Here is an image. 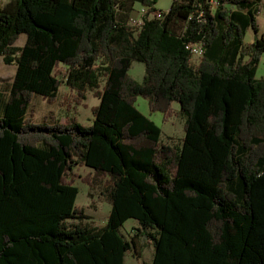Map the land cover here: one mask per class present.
Here are the masks:
<instances>
[{"label":"trees","instance_id":"16d2710c","mask_svg":"<svg viewBox=\"0 0 264 264\" xmlns=\"http://www.w3.org/2000/svg\"><path fill=\"white\" fill-rule=\"evenodd\" d=\"M158 3L0 9V58L17 67L0 116V264H126L138 239L153 246L151 264H264V0H174L162 20L151 18ZM137 4L148 16L134 28ZM199 43L196 64L188 45ZM64 85L68 104L86 106L89 93L100 101L90 127L76 116L34 121V99L55 104ZM140 97L165 122L185 120L181 145L163 143ZM79 177L112 205L105 227L77 206ZM130 220L140 228L128 240Z\"/></svg>","mask_w":264,"mask_h":264},{"label":"rangeland","instance_id":"374dc122","mask_svg":"<svg viewBox=\"0 0 264 264\" xmlns=\"http://www.w3.org/2000/svg\"><path fill=\"white\" fill-rule=\"evenodd\" d=\"M174 0H159L157 4V9L162 12H168L172 6ZM137 10L134 11V18L131 21V27L138 28L140 27V22L144 18V8L140 7V4H137ZM140 9V10H139ZM258 27H259V38H264V7L260 14L257 17ZM255 32L249 30L245 36V42L247 44H253L255 42ZM26 44V36H21V39L16 44V46H23ZM203 58V57H202ZM202 58H195L194 63L199 64ZM3 58H0V116L3 113L4 104L7 101V93L11 89L13 84L15 74L17 73L16 66H9L4 64ZM131 75L138 82H143L145 78V65L142 62L134 63ZM257 78H264V55L261 60V64L258 67ZM66 98L69 99V89L67 86H63L59 94V100L55 104H51L45 101L41 97H36L33 101L32 113L34 115V121L37 124H41L44 120L49 117L51 114L59 121H66L69 117L76 116L79 119V122L84 127H90L94 122V114L92 108L100 105L98 98H95L92 93L88 94V100L85 103L86 106H76L73 101L70 99V104L66 102ZM71 105V106H70ZM67 106H70L72 110L69 112ZM138 110L143 113V115L149 117L156 122L159 128L163 131V143L168 145H181L182 139L185 138L184 124L185 120L182 117H174L169 122H165L164 116L161 113H151L150 106L148 101L144 100L143 97H140L137 101ZM174 110L179 111L181 105L178 103L174 104ZM75 108V109H73ZM51 117H49L50 119ZM75 172L84 177L88 174L89 169L87 168H78ZM76 186L80 190L79 197L77 198V206L86 210L87 215L92 217L94 225L96 228L105 227L110 214L112 213V205L103 195V190L93 191V198H91V189L87 184H83V180L79 177L76 178ZM94 201V202H93ZM137 228H140L138 221L130 220L121 228V233L124 236L131 240L132 236L136 233H139ZM140 253V254H139ZM152 259H154V248L152 245L147 242L143 243L139 241L136 246V249L127 255L125 259L126 264H151Z\"/></svg>","mask_w":264,"mask_h":264},{"label":"built area","instance_id":"2783aa9c","mask_svg":"<svg viewBox=\"0 0 264 264\" xmlns=\"http://www.w3.org/2000/svg\"><path fill=\"white\" fill-rule=\"evenodd\" d=\"M11 0H0V9H2L4 3L9 2ZM148 16V11L144 7V18ZM165 17V13L162 12L161 10L155 12L151 18H157V19H163ZM144 18L140 22V27L143 25ZM131 25V24H130ZM139 28V27H138ZM191 51L195 52V55H199V53H205V46L203 43H199V47H191V45H188Z\"/></svg>","mask_w":264,"mask_h":264},{"label":"bare ground","instance_id":"6f19581e","mask_svg":"<svg viewBox=\"0 0 264 264\" xmlns=\"http://www.w3.org/2000/svg\"><path fill=\"white\" fill-rule=\"evenodd\" d=\"M195 47H199L198 45L197 46H195ZM192 54H193V56H194V58H201V57H203L204 56V54L205 53H199V55H195V52L194 51H192ZM206 55V54H205Z\"/></svg>","mask_w":264,"mask_h":264},{"label":"crops","instance_id":"0c3cea01","mask_svg":"<svg viewBox=\"0 0 264 264\" xmlns=\"http://www.w3.org/2000/svg\"><path fill=\"white\" fill-rule=\"evenodd\" d=\"M141 8H144V7H142V6H140ZM138 8H137V6L135 7V11L137 10ZM140 10V9H139ZM135 16H134V13H133V15L129 18L130 20V23H131V21L133 20V18H134ZM262 79V78H261Z\"/></svg>","mask_w":264,"mask_h":264}]
</instances>
